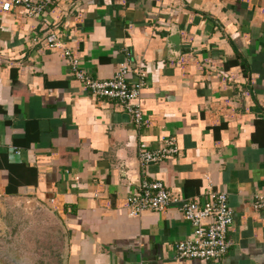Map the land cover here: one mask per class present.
<instances>
[{
    "label": "crops",
    "instance_id": "crops-1",
    "mask_svg": "<svg viewBox=\"0 0 264 264\" xmlns=\"http://www.w3.org/2000/svg\"><path fill=\"white\" fill-rule=\"evenodd\" d=\"M52 32L94 79L111 77L129 50L131 66L146 70L139 100L148 124L137 128L115 100L84 90L62 51L45 47ZM173 32L180 52L168 41ZM239 56L246 73L226 67ZM137 80L129 73L130 84ZM162 135L176 138L178 153L143 175L166 186L169 203L131 216L125 199L143 177L138 144L155 149ZM216 191L233 211L227 253L178 257L176 243L194 228L182 201ZM261 194L264 0H62L35 15L21 5L0 10V264H34L37 234L51 237L54 227L61 264H264V209L253 205Z\"/></svg>",
    "mask_w": 264,
    "mask_h": 264
},
{
    "label": "built area",
    "instance_id": "built-area-1",
    "mask_svg": "<svg viewBox=\"0 0 264 264\" xmlns=\"http://www.w3.org/2000/svg\"><path fill=\"white\" fill-rule=\"evenodd\" d=\"M62 0H2L1 11H9L13 6L25 7L31 15L41 14L50 5L55 7ZM47 49H60L62 55L69 61L82 88L96 97L115 100L128 114H130L137 128L148 124L140 104V88L146 82V70L139 64L132 67L129 60V50L125 49L126 60L106 79H94L81 68L79 58L73 50L66 47L58 32H52L46 40ZM135 73L138 80L134 84L128 81L129 73ZM159 145L149 149L145 142L137 147V159L142 172L138 189L126 197L128 214L138 216L144 211L158 212L166 208L170 195L166 186L158 180L148 179L143 173L149 163L165 161L178 153L176 138L172 135H162ZM255 208L264 209V194L257 196ZM182 216L193 225V232L175 245L176 254L180 258H199L215 260L223 257L231 242L227 232L233 222V211L228 205L224 191L212 192L208 199L183 200L180 206Z\"/></svg>",
    "mask_w": 264,
    "mask_h": 264
},
{
    "label": "rangeland",
    "instance_id": "rangeland-1",
    "mask_svg": "<svg viewBox=\"0 0 264 264\" xmlns=\"http://www.w3.org/2000/svg\"><path fill=\"white\" fill-rule=\"evenodd\" d=\"M43 217V213L39 215ZM45 222L48 221L47 218H44ZM50 225V224H49ZM59 227V226H58ZM47 228V225H46ZM52 231V232H51ZM51 237L49 235H45L44 237L37 236L39 239L35 241V246L33 249L32 262L34 264H61L64 256V243L61 235H58V229L53 228L50 232ZM56 235V236H54ZM21 259V257L19 258Z\"/></svg>",
    "mask_w": 264,
    "mask_h": 264
},
{
    "label": "water",
    "instance_id": "water-1",
    "mask_svg": "<svg viewBox=\"0 0 264 264\" xmlns=\"http://www.w3.org/2000/svg\"><path fill=\"white\" fill-rule=\"evenodd\" d=\"M168 41L172 44V47L175 51H181L180 35L178 32H173L169 34Z\"/></svg>",
    "mask_w": 264,
    "mask_h": 264
},
{
    "label": "trees",
    "instance_id": "trees-1",
    "mask_svg": "<svg viewBox=\"0 0 264 264\" xmlns=\"http://www.w3.org/2000/svg\"><path fill=\"white\" fill-rule=\"evenodd\" d=\"M230 64H240V66L242 67V70L244 73H246L245 71V67H246V63L243 59H241V57L239 56V59H234V60H231V61H228L226 63V67H228Z\"/></svg>",
    "mask_w": 264,
    "mask_h": 264
}]
</instances>
